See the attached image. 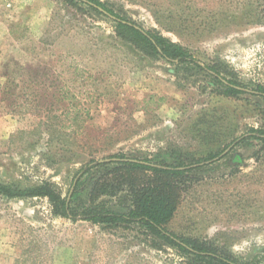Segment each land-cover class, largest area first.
Instances as JSON below:
<instances>
[{
  "label": "rangeland",
  "instance_id": "374dc122",
  "mask_svg": "<svg viewBox=\"0 0 264 264\" xmlns=\"http://www.w3.org/2000/svg\"><path fill=\"white\" fill-rule=\"evenodd\" d=\"M100 1L223 76L264 86V0ZM223 90L194 65L141 50L86 0H0V181H48L66 197L92 159L171 150L200 158L264 128L263 97ZM254 143L194 164L168 228L264 264V143ZM188 263L139 225L72 222L48 198L0 194V264Z\"/></svg>",
  "mask_w": 264,
  "mask_h": 264
},
{
  "label": "trees",
  "instance_id": "16d2710c",
  "mask_svg": "<svg viewBox=\"0 0 264 264\" xmlns=\"http://www.w3.org/2000/svg\"><path fill=\"white\" fill-rule=\"evenodd\" d=\"M86 1L95 9L100 10L101 7L113 15L119 35L134 42L141 50L172 64L194 65L199 70L208 72L217 83L224 86L222 93L225 96L249 91L264 98L263 85L249 89L238 81L223 76L217 66L202 64L191 50L182 44L160 33L144 29L100 0ZM0 100H6L5 96L0 97ZM254 141L264 143V128H251L238 137L234 136L226 144L221 141L224 148L204 151L206 153L202 152V155L206 156L200 158L192 152L174 153L175 151L171 150L146 158L116 154L102 160L92 159L79 170L74 188L66 197L48 181L29 187L0 181V194L9 198H48L55 216L67 218L72 222L85 221L106 227L139 225L147 233L161 238L166 244L187 255L188 264H261L259 261H240L231 254L220 252L208 242L179 235L168 228L180 205L181 193L191 182V171L201 168L194 164L216 158L232 144L234 147L242 144L254 146ZM236 159L241 163L240 156ZM119 195L125 202L107 205L102 201L104 197Z\"/></svg>",
  "mask_w": 264,
  "mask_h": 264
},
{
  "label": "water",
  "instance_id": "95a60500",
  "mask_svg": "<svg viewBox=\"0 0 264 264\" xmlns=\"http://www.w3.org/2000/svg\"><path fill=\"white\" fill-rule=\"evenodd\" d=\"M99 9H100L101 11H103L105 14H107V15H109V16L115 18L113 15L109 14V13H108L107 11H105L103 8L99 7Z\"/></svg>",
  "mask_w": 264,
  "mask_h": 264
}]
</instances>
